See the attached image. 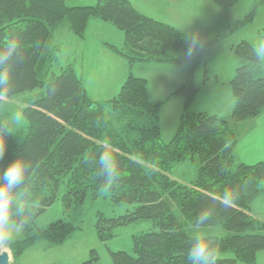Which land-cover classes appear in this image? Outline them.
Here are the masks:
<instances>
[{
	"label": "trees",
	"instance_id": "obj_1",
	"mask_svg": "<svg viewBox=\"0 0 264 264\" xmlns=\"http://www.w3.org/2000/svg\"><path fill=\"white\" fill-rule=\"evenodd\" d=\"M210 1L230 9L240 0ZM91 18L112 23L124 32L125 51L111 49L130 66L151 61L183 64L193 59L185 55L169 58L171 49L182 42L179 30L138 13L129 0H98L93 6L74 7L66 0H0V42L5 36H21L26 55L25 62L14 70V96L45 90L42 97L24 103L27 129L6 138V152L0 160V168L6 169L28 149L25 154L40 162L33 180L35 198L42 207L30 226L55 204L61 192L66 210H70L82 205L88 193L95 196L100 191L97 166L85 161L98 159L103 142L108 141L123 172L122 179L109 190L113 201L136 208L119 218H101L97 225L100 239H112V230L139 221L153 224L150 232L133 237V253L111 252L115 264H188L187 251L195 235L184 230L175 210L192 227L200 209L210 204L215 194L237 185L243 189L245 180L250 186L241 191L237 206L225 211L217 204L209 228L221 226L227 235L215 236L220 242L217 264H256L258 253L264 251V224L251 215L250 205L264 194V188L257 187L264 180V162L238 164L234 155V124L264 112L262 61L255 57L254 46L243 42L232 47L239 68L231 82L236 101L231 118L185 113L177 135L164 143L159 127L161 104L149 101L144 78L129 76L118 98L109 102L121 113L119 122L112 124L102 106L88 97L72 66L54 73L60 52L52 44L54 29L68 22L72 32L83 38ZM49 72L53 78L44 80ZM192 74L180 88L187 95V105L198 93ZM190 158L198 159L199 174L195 181L181 186L172 179L171 170ZM74 230L69 222L59 220L34 237L18 241L14 248L23 253L41 240L59 245ZM229 253L233 257L225 256ZM94 260L84 264H94Z\"/></svg>",
	"mask_w": 264,
	"mask_h": 264
},
{
	"label": "rangeland",
	"instance_id": "obj_2",
	"mask_svg": "<svg viewBox=\"0 0 264 264\" xmlns=\"http://www.w3.org/2000/svg\"><path fill=\"white\" fill-rule=\"evenodd\" d=\"M79 1V3L77 2ZM141 12L163 21L169 17L168 10L175 9L177 19L173 25L182 35V42L168 53L169 58L185 55L188 44L186 39L193 33H199L204 41L202 50H198L191 63L179 64L159 61L138 62L129 66L127 60L107 51L104 43L121 51L126 49L124 32L114 24H106L99 18H91L87 32L88 45L95 47V55L87 51L76 50L78 45L73 39L79 40L70 33L69 23L65 22L60 32L62 35L56 47L60 49L58 61L53 71L58 74L65 64H72L81 77L88 97L99 103L105 117L112 124L119 122L121 113L113 109L109 103L118 98L121 88L129 76L144 78L148 83V99L153 104L160 103L159 127L164 143H169L177 135L180 120L185 113H206L224 119H230L235 107V97L231 82L235 76L239 61L233 55L232 47L248 42L254 47L264 40V0H240L236 6L225 9L210 0H131ZM145 2V9L139 5ZM70 4H96L92 0H70ZM255 12L251 18L249 14ZM96 22L100 25L97 26ZM243 22L242 24H239ZM171 24V23H170ZM70 33V34H69ZM53 35V36H54ZM81 45V44H80ZM76 50V51H75ZM75 51V52H74ZM261 70L264 76V61ZM44 80L52 79L51 72ZM193 73V74H192ZM192 74L194 87L198 90L192 103L187 105V95L180 91ZM126 78V79H125ZM125 79V80H124ZM124 80V81H123ZM45 90L29 91L14 96L8 103L9 112L22 111L26 101H32L44 95ZM3 116L0 115V119ZM235 128L238 124L235 123ZM234 128V129H235ZM27 122L17 131L26 130ZM200 163L197 158L186 159L171 170V177L181 186L195 181L199 174ZM136 205L116 203L110 191H98L95 196L88 193L84 203L66 210L62 200V192L55 204L39 216L33 225L16 236L6 252L10 256L9 264H84L95 258L94 264H115L111 252L133 253L134 236L152 230L151 221H139L127 227L112 230L113 238L103 241L98 235V222L101 218L115 219L133 211ZM185 231L195 235L178 210ZM250 213L259 224H264V194L251 203ZM59 220L69 222L75 230L67 240L59 245L49 244L46 240L36 242L23 253L14 248L18 241L34 237L40 231ZM206 234L227 237L221 226L202 230ZM93 252L95 255L93 256ZM233 257L232 253L225 255ZM220 258H224L221 254ZM256 264H264V251L258 253ZM238 264H246L238 262Z\"/></svg>",
	"mask_w": 264,
	"mask_h": 264
},
{
	"label": "clouds",
	"instance_id": "obj_3",
	"mask_svg": "<svg viewBox=\"0 0 264 264\" xmlns=\"http://www.w3.org/2000/svg\"><path fill=\"white\" fill-rule=\"evenodd\" d=\"M23 31V29H22ZM188 47L185 57L191 59L198 50L204 47L199 33H193L186 39ZM257 60L264 61V40L253 48ZM26 60L21 36H5L0 42V160L6 152V138L14 136L16 130L23 126L26 116L22 111L9 112L8 103L16 94L14 70ZM100 127L101 122L97 121ZM28 149L7 166L0 168V251H6L16 236L30 227L32 218L42 207L35 198L34 174L40 167L39 160L26 155ZM97 166V176L102 179L101 192L109 191L123 176L121 166L108 141H104L98 159L85 161ZM250 186L244 181L243 189L237 185L234 189H225L222 194H215L211 203L202 207L192 221V230L195 236L187 251L188 264H217L220 252L219 240L202 230L211 227L214 221L216 205L219 204L225 211L237 206L241 191H247ZM257 187L264 188V180Z\"/></svg>",
	"mask_w": 264,
	"mask_h": 264
},
{
	"label": "crops",
	"instance_id": "obj_4",
	"mask_svg": "<svg viewBox=\"0 0 264 264\" xmlns=\"http://www.w3.org/2000/svg\"><path fill=\"white\" fill-rule=\"evenodd\" d=\"M94 1L97 2L98 0H94ZM129 1L131 2V4L133 5V7L135 8V10L138 13H140V14L146 16V17L158 20V19L152 17L151 15H148L147 13L141 12L140 8H138V6L135 4V2H132L131 0H129ZM77 2L79 3V1H77ZM66 3L68 5L69 3H72V2H70V0H66ZM89 5H92V4H76V5L70 4V7H74V6H89ZM93 5H95V4H93ZM139 5L145 9V6H144L145 2L144 1L139 3ZM168 14H169V17L167 19H165L163 21H160V20H158V21L166 23V24H169L170 26L175 27L173 25L172 21L177 19V15H179V14L178 13L176 14L175 9H169L168 10ZM90 21H91V19L88 21L84 37L83 38L78 37V38H80L79 40L73 39V43L78 45V48L76 50H79L81 52L87 51L91 56H94L95 55V47H94V45L92 43H90L88 45L86 42H82L81 41V39H84L83 41H87V37H86L87 35L86 34H87L88 30H89ZM103 22H105V21H103ZM105 23L106 24H111V23H108V22H105ZM96 25L99 26L100 24L98 22H96ZM62 28H63V25H60L59 27L54 29L53 35H54L55 32H60V30ZM68 29L70 30L69 31L70 33H73L71 28H70V26L68 27ZM53 35H52V44H53V46H57L58 43H59V39L62 37V35H59V34L58 35H54V36ZM102 46L107 51L115 54L116 56H119L122 59H125L121 55L115 53L111 49V45H108V44L104 43ZM65 65L66 66H72V64H70V63L69 64H65ZM72 67L74 68L78 78L81 79V77H79V74H78L76 68L74 66H72ZM262 77L264 78L263 72H262ZM237 124H238L237 128H235L236 125H234L235 133L237 135L236 144L234 146V155H235L236 163H238V164L239 163L240 164L243 163L245 165L252 166V165L264 162V112L260 116H258L256 118L248 119V120H245L243 122H239Z\"/></svg>",
	"mask_w": 264,
	"mask_h": 264
},
{
	"label": "water",
	"instance_id": "obj_5",
	"mask_svg": "<svg viewBox=\"0 0 264 264\" xmlns=\"http://www.w3.org/2000/svg\"><path fill=\"white\" fill-rule=\"evenodd\" d=\"M10 256L6 251H0V264H9Z\"/></svg>",
	"mask_w": 264,
	"mask_h": 264
}]
</instances>
